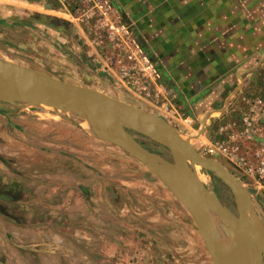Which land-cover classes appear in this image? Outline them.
Instances as JSON below:
<instances>
[{
	"label": "crops",
	"instance_id": "obj_1",
	"mask_svg": "<svg viewBox=\"0 0 264 264\" xmlns=\"http://www.w3.org/2000/svg\"><path fill=\"white\" fill-rule=\"evenodd\" d=\"M31 1L42 10L59 14L78 27L69 9L76 5L83 6L86 0H53L54 3L47 0H0V43H3L0 48L4 47L1 50L6 54H0L1 59L16 61L14 58H20L28 50L26 46L29 40L38 36L40 30L43 31L42 13L32 15L26 12L25 5ZM112 1L118 17L130 25L134 37L158 64L167 97L180 107L178 109L185 113L183 117L188 119L174 118L175 122L192 120L190 125H197L209 113L208 132L210 124L239 121L241 114L249 109L243 98L253 99L264 95V60L257 69H252L264 56V0ZM55 5L64 6L70 15L56 9ZM28 16L34 20L29 22ZM49 21L52 27L46 34L49 42L59 49L61 46L54 41L61 35L56 27V17ZM69 39L76 38L71 34ZM98 45L99 48L91 45L89 51L93 54L107 51L106 48L101 49V42ZM239 71L244 72L238 75ZM236 85L242 89L239 91V88L232 97L226 110L219 116L212 115L220 114V103ZM22 106L25 104L0 102V147L20 145L17 159L19 168H24L22 171L25 173L20 177L24 176L25 186L20 185L18 191L13 193H18L21 204L24 199L25 208L22 211L25 217L34 215L36 219V226L26 229L34 232L33 242L40 251L29 255L30 258L52 264L60 260L58 248L65 244L68 249L71 248L65 255V260L69 262L75 261L74 255L78 250L84 258L89 259V263L123 264L122 247L130 245L140 259L127 264H139L142 258L147 259L148 263L150 257L134 250V247L143 245L145 241L148 243L151 238H142L139 233L154 230L156 223L167 222L170 211L178 212V222L187 224L186 216L176 205L172 207V193L144 165L124 151H111L110 148L117 147H108L104 141H96V138L88 135L89 132L87 134L69 121H48V116H54ZM93 130L94 136L98 137V132ZM30 157L37 160L39 157L40 161L27 163ZM61 165H66V169H60ZM27 166H34L37 171L40 169V175H35V178H40L43 183H53V177L57 176L55 172L61 171L64 181L79 186L85 200L92 198L95 202H104L109 198L110 202L113 201L111 204L120 205V216L123 217L130 214V204L139 201L143 208L131 215L138 214L144 219L135 223L119 218L122 230L118 229L119 226L110 229L114 230L113 238L106 237V231L111 227L101 222L85 225L77 221H54L58 206L52 201L48 204L46 198L53 197L55 190L36 191L32 200L28 193L30 187L26 184L27 180L32 181L31 175L26 172ZM0 196L13 201L11 195ZM119 198V202H116ZM154 202L157 204L156 210L152 207ZM125 218L133 220L132 217ZM123 228L133 231V238H124ZM44 244L56 249L45 254L42 248ZM130 260L133 261L132 256Z\"/></svg>",
	"mask_w": 264,
	"mask_h": 264
},
{
	"label": "rangeland",
	"instance_id": "obj_2",
	"mask_svg": "<svg viewBox=\"0 0 264 264\" xmlns=\"http://www.w3.org/2000/svg\"><path fill=\"white\" fill-rule=\"evenodd\" d=\"M47 1L54 3L53 0ZM110 1L115 8L114 1ZM35 5L36 3H33L32 1L30 3H27V5H25L27 9L26 12L27 14L32 15H37L38 13H40L39 15H41L42 13L43 31L40 30L38 36H33L32 39L29 40L28 45L26 46L28 50H26V53H24V55H21L20 58L11 57L10 59L14 58L16 60L11 62L34 69L68 83L92 88L112 98L123 101L149 114L159 117L170 124L174 129H176L179 137L183 141L188 142L196 150L199 149V146L201 144L207 143V140H209L214 135L218 126H225L227 124V122H222L220 124L217 122L214 125L210 124L208 132L205 131L204 135L200 136L199 126L201 124V120L199 124H193V126L190 125L192 123V120L186 122H175L176 120L174 118H179L180 120L188 119L183 117V114L185 113H183L182 110L180 111L178 109L180 107L176 106L175 102H173V100L171 101V98L167 97L166 86L164 83H162L161 72L157 66L158 64L155 62L152 55L149 54L148 51L143 49L134 35L132 36L136 41V44L138 46L137 49L139 51L136 53V56H140L139 54L141 51V55L147 56L154 70V79L152 81H148V92L150 93L149 97L146 95L147 91H140L139 87L135 83L136 79L132 78V74H126L127 69L131 65L127 62V55L123 53V51H118L117 49L111 48L110 40L107 38V36L98 38L95 32L94 22L85 25L84 22L76 21V23L79 25L77 27L70 21L65 19V17L63 18L59 14H51V12L45 11L44 9L42 10L40 7ZM81 7L82 6L76 5L74 8L69 9L70 13L73 14L74 17H76V15H74V12L76 8L78 9ZM55 8L58 10L60 9L65 14L69 13V11H66L64 6L55 5ZM116 11L117 10L115 8L114 13L110 14V18L112 20L111 22L113 23L117 20L121 23H116V25L123 24L131 31L130 25L124 23L118 17ZM52 17H56L58 23L56 27L58 29V32H61L59 38L54 40L55 43L57 42L61 46L59 49H56V47H54L49 42L50 40L48 39V35L46 34V31L49 32L50 28L52 27L49 21V19H51ZM27 19L29 22H32L34 20L33 17L29 16L27 17ZM71 34L74 35L76 39H71V41L69 39V36ZM93 41H101V49L106 48L107 51H103L100 53L98 52L95 54L91 53L89 51L92 48L91 45L97 48L100 47L99 45L94 44ZM124 41L130 44L129 39L124 38ZM0 44L2 45L3 43ZM131 47L133 48L132 44ZM77 48L78 50H75ZM1 49L5 48H0V54L6 55L5 51H2ZM36 50L37 53L35 54ZM237 87L238 85H236L234 89H237ZM234 89L225 97L224 101L220 103L221 107L218 110H222L223 112L226 110L227 106L230 104V101L233 99L231 98L229 100V96L234 92ZM241 89L242 87L239 91H241ZM22 108L31 110L34 109L40 111L42 114H49L51 116H54H48V121H55L57 123H64L65 120L63 117L70 118L72 121H74V123H78L80 125V128L86 133L88 132V130H86L85 128L87 127V125L93 127L92 129H95V124L89 117H86L84 120L80 117L75 116L71 112H65L61 108H52L42 105L32 107L25 105L22 106ZM212 115L219 116L221 115V113ZM209 116L210 114L207 113L204 118L208 117V120H210ZM177 124H179L180 127H177ZM211 130H213L212 134ZM129 133L140 144H142L143 147H146L154 154L168 161L172 160V155L164 147L152 142L148 138L134 131L129 130ZM88 135H90L94 139L100 137H95L93 134ZM16 137H18L19 139L20 136L17 135ZM96 141L100 140L96 139ZM1 142L3 141L1 140ZM103 143H105L108 147H112L107 142ZM9 146L10 148L8 146L4 147V145L0 147V195H11V197H13V201H8L7 199L0 197V264H51L50 262H40L37 261L34 257H29V255L32 256L35 252L40 251V249H36L35 243L33 242L34 232H30L26 229V227L36 226V219L34 215H28L30 219L32 218L31 220L27 219L28 217H25L26 215H24L22 211L25 208V206L23 205L24 199H22L23 203L21 204L18 193H13L16 190L18 191L20 185L25 186L24 176L20 177V175H24L25 172L22 171L24 170V168L20 169L18 166L17 152L21 151V149L19 148L20 145L14 144ZM110 149L111 151H116L117 153H121L120 151H122L121 149L118 150L119 148ZM11 152H13L14 154H12ZM214 160L222 164L233 175L231 169H229L227 162L223 157H216ZM36 161H40V158L38 157L37 160L35 159V157H30V160H27V163H35ZM34 166H27L26 169L27 174L31 175L30 180H32H27L26 182V184H28L27 186L30 187L28 189L31 190L28 193L30 195V198L32 197L33 200L35 196L34 193L36 191L39 193L42 189L45 192L55 190V192H53L54 194H52L54 195L53 197L46 198L47 200H49V202H47L48 204L52 201L53 204H56L55 206H58L59 210L57 211V218L54 221H57L59 223L77 221L80 224L85 225L86 223L101 222L105 226L111 227L106 231V237L113 238L114 230L110 229L119 226L118 229L122 230L119 218H121L122 221H134L135 223L139 222V220L141 219H144V216L141 217L138 214H134V216L133 214L131 215V213L139 211V208H143V205L140 204L139 201H134L135 205L130 204V214H127L123 217L120 216V205L118 206V204H111L113 201L110 202L109 198H107V200L104 202L99 200H96L95 202L92 200V198H87V200H85V198L82 196L83 192L78 188L79 186H76L72 182L67 183L66 181H64V174L61 173V171L55 172L57 176L53 177V183L41 182L40 178H35V175H40L41 171L40 169H38L39 171H37L36 167ZM66 167V165H61L60 169H66ZM201 173L208 176L210 182L208 188L213 192L214 196L220 201L224 208L230 211L233 215H237L234 199L230 191L212 173L202 169ZM233 176L235 177V175ZM19 177L21 178L20 181ZM235 178L237 179V177ZM36 188L39 189L36 190ZM31 192H33V194H31ZM91 194L93 195L94 193ZM120 199L121 198L117 199L116 202H119ZM171 199L172 207L176 205L178 210L186 216L187 224L185 225L182 224V222H178V212L174 210V212L167 211L169 213L167 216L169 218L167 222L161 224L156 223L154 226V230H143V232H140V237H149L151 238V240H149L148 243H146L147 241L143 242L144 244L141 246L134 247V250L143 252V255H148L150 257V262L147 263V259L142 258L139 264H212V261L205 249V246L197 232V229L191 217L172 194ZM160 202L162 201L160 200ZM154 203H152V207L156 210L155 207H157V204ZM67 210H69V212ZM255 210L257 212L256 208ZM47 217L51 218L50 215H48ZM125 217H132L133 220L127 219ZM122 232V236L124 238H133V231L123 228ZM27 240H31L32 242H27ZM42 248H44L43 253L45 254H50L53 249H56V247L52 248L51 246H46L45 244L44 246H42ZM122 248L123 251L121 254L123 256V264H127L128 262L136 263L137 260L140 259V257H138L137 255L138 253H133L132 247L130 245L123 246ZM58 249L60 260H56L52 264H100L98 262L92 261L89 263V259L84 258V256L78 250H76V254L74 255L75 261L69 262L65 260V255L70 252L71 248L68 249L65 244H61L59 245ZM131 256L133 257V261L130 260ZM108 264L113 263L109 262ZM261 264H264V256L261 259Z\"/></svg>",
	"mask_w": 264,
	"mask_h": 264
},
{
	"label": "water",
	"instance_id": "obj_3",
	"mask_svg": "<svg viewBox=\"0 0 264 264\" xmlns=\"http://www.w3.org/2000/svg\"><path fill=\"white\" fill-rule=\"evenodd\" d=\"M263 60L264 56L252 69H257ZM243 72L239 71L238 75ZM239 88L240 85L229 100ZM0 102L61 108L84 120L91 116L96 131L100 133L96 139L124 151L169 189L191 217L212 264H261L264 221L254 208L250 191L218 161L203 156L183 141L176 129L163 119L92 88L68 83L1 58ZM63 118L80 128L70 118ZM124 121H130L132 126L124 127ZM207 123L208 117L201 120L200 136L204 135ZM129 130L164 147L172 155V160L148 151ZM190 165L199 166L221 181L233 196L237 215L224 208L208 186L197 180ZM213 214L226 224L228 230H235L234 246L229 254L217 245Z\"/></svg>",
	"mask_w": 264,
	"mask_h": 264
},
{
	"label": "built area",
	"instance_id": "obj_4",
	"mask_svg": "<svg viewBox=\"0 0 264 264\" xmlns=\"http://www.w3.org/2000/svg\"><path fill=\"white\" fill-rule=\"evenodd\" d=\"M115 8L110 0H86L81 8H76L74 15L77 22L88 25L94 22L98 38L107 36L111 48L123 51L130 67L126 74H132L140 91L148 92V81L154 79V70L147 56H136L139 52L132 32L123 24L111 22L110 14ZM130 40V44L124 41ZM101 42V41H98ZM97 41H93L98 45ZM133 45V48L131 47ZM142 79H141V78ZM242 101L248 111L241 114L237 122H227L218 126L214 135L199 146L198 151L205 157L215 159L223 157L233 175L245 185L253 196V204L258 216L264 221V95Z\"/></svg>",
	"mask_w": 264,
	"mask_h": 264
},
{
	"label": "bare ground",
	"instance_id": "obj_5",
	"mask_svg": "<svg viewBox=\"0 0 264 264\" xmlns=\"http://www.w3.org/2000/svg\"><path fill=\"white\" fill-rule=\"evenodd\" d=\"M89 117L90 119L93 120V118L91 116H86ZM94 122V120H93ZM95 124V123H94ZM122 125L124 127H131L132 123L130 121H124L122 123ZM86 130L91 131L89 132L91 135H95V131L92 129V127L88 126L85 127ZM99 136L100 133L98 132ZM191 169L193 170L194 174L196 175L197 180L205 185V186H209L210 182H209V178L207 175H204L201 173V168L199 166H195V165H190ZM207 173V172H206ZM212 222H213V226L215 228L216 234H215V239L217 242V245L220 247V249L226 253L229 254L232 251V248L234 246V237H235V230L231 229L228 230L226 228V224L216 215L213 214L212 215Z\"/></svg>",
	"mask_w": 264,
	"mask_h": 264
}]
</instances>
